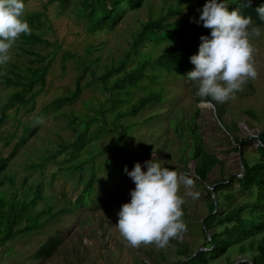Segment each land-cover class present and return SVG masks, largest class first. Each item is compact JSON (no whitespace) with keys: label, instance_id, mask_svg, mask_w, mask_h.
Listing matches in <instances>:
<instances>
[{"label":"rangeland","instance_id":"obj_1","mask_svg":"<svg viewBox=\"0 0 264 264\" xmlns=\"http://www.w3.org/2000/svg\"><path fill=\"white\" fill-rule=\"evenodd\" d=\"M80 1L26 0L22 19H30L27 23L31 32L47 42V45L28 46L30 53H26L19 48H24V45L18 39L11 49V60L7 65L0 66L1 107L9 97L26 89L29 77H25L16 86H7L6 83L7 79L15 81L19 72L26 75L28 69L40 65L30 63L34 58L33 53L47 57L42 64H48L43 86L34 85L31 90V93H37L32 102L26 101L19 106L15 103L6 111L7 119L0 126L1 157H5L24 134L23 125L37 129L0 173L2 213L9 212L16 202L29 201L36 185H39L41 200L35 204V211L51 205V210L37 219L36 230L15 235L0 244V264H172L178 260L183 261L181 256L176 255L179 246L184 245L194 252L200 249L202 229L199 224L207 213L208 203H214L212 189L217 181L222 183L216 188L217 195L226 189L234 196L231 204L247 200L245 195L238 193L233 178L241 171L240 158L245 157L250 161L255 155L256 141L253 138L264 129V28L249 26V31L252 27H258L261 33L259 37L249 36L256 49L254 62L257 78L249 79L242 90L234 93V99L214 103L221 109L220 119L216 117L213 105L196 103L198 87L194 82L187 80L185 76H166L162 81L165 93L163 92L159 105L152 103L137 116L120 120L123 126L128 127L123 141L125 145L121 147L122 153L126 155L138 150L143 155L130 164L128 172L133 170L136 163H140L142 171H147L145 161H162V166L191 178L194 185L190 190L199 193L198 198H192L186 194L189 189L183 184L180 186L178 194L184 199L182 220L186 231L178 238L170 239L164 248H158L155 244L132 247L120 236L116 224L121 206L130 203V191L134 190L135 185L128 175L122 181L114 170V165L108 168L103 165L105 155L102 152L112 146L114 138L108 135L92 141L67 164L64 163V159L68 157L65 153L57 155L53 160L49 159V155L58 150L59 145L70 143L74 139L67 122L71 114L79 117L92 115L101 106L107 113L105 122L110 123L111 117L108 120V114L112 113L107 109H112L113 106L107 100V93L93 79L106 67L122 60L129 50L132 36L140 30L141 23L162 15L167 5L177 7L178 0H146L137 10H124L112 30L94 34L86 31L84 18L79 16ZM180 1L178 13L167 18V23H176L198 14L197 8L208 2ZM230 1L217 0L218 3L225 2L227 5ZM162 46L165 44L156 45L145 41L133 60L138 61L142 55L155 57ZM65 53L70 57L63 61ZM76 59L91 64L93 69L92 75H85L81 82V94L71 105L64 106L58 112L44 110L52 100L73 89L74 80L81 72ZM134 65L130 62L126 69ZM149 71L147 69L145 73ZM86 83H89L88 87H85ZM139 83L143 86L146 80ZM158 86L153 87L157 89ZM146 91L137 88L129 90V106L140 96H145ZM28 97L29 94H26L22 101ZM117 109L121 110V107ZM195 109V124L203 149L221 162V166H214L202 182L195 178L192 162L183 166L179 160L181 151L189 144L186 125L190 123ZM151 114V119L143 120ZM37 117L43 118V123H35ZM234 138L245 140L240 151L234 150L238 146ZM6 141L8 145L4 144ZM187 155L188 153L182 156L186 158ZM75 167L83 172L75 171ZM92 171L95 178L91 191L78 205L74 204L73 200ZM78 176H81L79 185L76 179ZM223 206L218 210L226 211L224 203ZM65 210L67 211L58 214L60 216L56 215ZM43 222L45 223L42 224ZM24 223V220L20 221L14 229ZM206 234L208 236L209 233ZM54 236L59 240L53 253L45 259H32L35 250L47 238ZM249 257L248 252L239 253L233 246L224 255L210 259L207 264H236Z\"/></svg>","mask_w":264,"mask_h":264},{"label":"trees","instance_id":"obj_2","mask_svg":"<svg viewBox=\"0 0 264 264\" xmlns=\"http://www.w3.org/2000/svg\"><path fill=\"white\" fill-rule=\"evenodd\" d=\"M25 1L23 0V2ZM145 1L81 0L79 16L84 18L85 29L88 33L107 32L117 25V21L121 18L124 10H137ZM180 2L178 0L177 7L167 5L162 15H158L156 18H148L141 23L140 30L132 36L129 50L124 54L122 60L117 64H111L109 67H106L97 78L93 79L97 80L100 88L107 93V100L113 106L112 109H107L109 113H112L111 115L108 114V120L111 117L110 123L107 124L105 122L104 117L107 113L103 111L101 106L94 111V115L79 117L71 114L67 122L74 135V139L70 143L59 145L58 150L49 155V159L53 160L57 155L65 153L68 157L64 159V163H70L73 157L79 155L85 145L91 144L92 141H96L101 137L111 135L114 138L112 146L104 149L102 152L105 155L103 165L106 168L114 165L116 168L114 170L118 172L120 179L124 180L127 175L125 168L129 171L130 164L136 162L143 155L138 150L126 155L122 153L121 147L125 145L123 141L128 127L123 126L120 120L137 116L141 113V110L152 103L159 105L163 96L162 94L165 93L162 81L166 76L187 77V74L195 69V66L190 62V57L198 54L201 43L200 37L206 36L210 38L211 30L204 28L203 22L199 20L204 5L197 8L198 14L181 19L176 23L166 22L167 18L178 13ZM247 3L248 0H231L228 4L229 11L239 8L241 15L252 19V26L264 28V22L259 20L255 11L256 8L264 5V0H251V6H246ZM29 20L26 19L25 21L29 22ZM145 41H150L156 45L165 44V46L161 47L155 57L152 55H142L141 59L134 61L139 53V48ZM19 43L24 45V48H19L26 53H30L27 50L28 46L47 45V42L32 32L28 35L22 34L19 38ZM33 57L30 63H39L38 67L28 69V74L26 75H21L19 72L18 76H15V81L7 79V86H16L25 77H29V82L26 89L22 90L21 93L17 92L9 97L6 103L0 107V126L5 123L7 119L6 111L9 108L15 103H18L19 106L26 101L32 102L37 94L31 93L34 85L43 86L48 64L45 63L43 65L42 63L47 57L39 56L35 53H33ZM67 57H70V55L65 53L63 61ZM76 62L81 68V72L74 80L73 89L68 90L66 95L52 100L46 105L44 110L49 109L52 112H58L64 106L71 105L79 97L83 89L81 82L85 75H92L93 69L90 66L91 64L84 61L76 59ZM130 62L135 65L130 69H126V65L130 64ZM147 69L150 71L145 73ZM161 76L163 77L160 79ZM142 80H146L143 86L139 83ZM85 85V87H88L89 83ZM155 85H160L161 87L158 86L156 89L153 87ZM132 88L141 89L144 92L147 90V94L142 97L140 96L135 103L129 106L127 96L129 95V90H133ZM26 94H29V97L25 101H22L23 96ZM206 99L210 100V98ZM195 100L196 103L202 101L198 95ZM214 103L215 101H212L210 104L215 107L216 117L220 119L221 109L216 107ZM118 107H121V110H118ZM153 114L143 118V120L147 121L151 119ZM196 114L197 109H195L190 123L186 125V128H188L187 138L189 144H186V148L181 151L179 160L183 166L188 162H192L193 174L196 179L202 182L214 166H221V162L214 155L204 151L195 124ZM92 126L93 128L91 129ZM36 130L35 127H29L27 124L22 126L24 134L19 137L5 157L0 156V173L6 168L8 162L12 160L16 152L35 134ZM253 140L256 141L255 155L252 156L250 161L245 157L240 158L241 171L237 177L233 178L234 182H236L238 193L245 195L247 200L242 201L240 204H231L234 196L226 189L220 195H217L216 188L222 185L221 182L217 181L212 189L214 203H208L207 213L202 217L199 224L202 229L200 249L194 252L188 250L184 245L182 247L179 246L180 248L176 250V255L181 256L183 261L178 260L172 264H207L210 259L224 255L233 246L236 247L239 253L248 252L250 254L248 260H242L236 264H264V129ZM234 141L238 143V146L234 150L240 151L242 149V142L245 140L234 138ZM4 144L8 145V141ZM186 153H188L187 157L183 158ZM106 154L108 155L106 156ZM74 170L83 172L80 168L76 169V167ZM92 173L93 171L85 180L79 194L73 200L74 204L78 205L83 200V197L91 191V185L95 178ZM80 177L76 178L78 185L81 182ZM67 179L71 181L70 178ZM39 193V185H36L33 197L29 201L25 203L23 201L16 202V204L10 207L9 212L5 213H2L3 200L0 198V244L12 239L15 235L36 230L35 223L37 219L51 210V205H47L42 210L35 211V204L41 200ZM223 203L226 205L227 210H218L220 206L224 207ZM66 211H59L56 215ZM22 220L25 221L24 225L14 229ZM206 233H209L208 236ZM58 240L57 236L47 238L35 250L32 259L48 258L53 253ZM226 264L229 263L226 262Z\"/></svg>","mask_w":264,"mask_h":264},{"label":"clouds","instance_id":"obj_3","mask_svg":"<svg viewBox=\"0 0 264 264\" xmlns=\"http://www.w3.org/2000/svg\"><path fill=\"white\" fill-rule=\"evenodd\" d=\"M246 6H251V0ZM24 10L23 0H0V66L9 63L11 49L20 36L31 32L22 19ZM255 11L264 22V5ZM199 20L211 33L210 38L200 37L198 54L190 57L195 69L187 74V80L197 85L201 102L225 103L234 99V93L242 90L249 79L257 78L256 49L249 36L259 37L261 33L258 27L249 31L252 19L241 15L239 8L229 11L225 2L217 0L204 4ZM35 123H43V118L37 117ZM161 162L145 161L147 171H142L140 163L131 172L125 168L135 188L130 191V203L121 206L116 228L132 247L155 244L164 248L170 239L186 231L182 220L184 199L178 194L182 184L189 189L187 195L198 198L199 193L190 190L194 185L191 178L162 166Z\"/></svg>","mask_w":264,"mask_h":264}]
</instances>
